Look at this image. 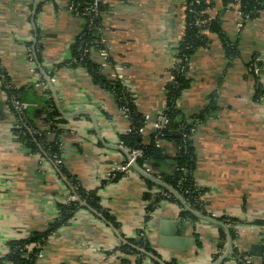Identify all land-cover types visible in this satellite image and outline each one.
I'll list each match as a JSON object with an SVG mask.
<instances>
[{
	"label": "crops",
	"instance_id": "obj_1",
	"mask_svg": "<svg viewBox=\"0 0 264 264\" xmlns=\"http://www.w3.org/2000/svg\"><path fill=\"white\" fill-rule=\"evenodd\" d=\"M213 1L208 15L219 19L225 35L236 44L237 55L228 58L218 36L206 33L210 43L190 59L187 78L191 84L176 106L180 118L193 124L191 139L197 158L193 178L202 191L200 201L206 216L234 221L232 249L238 255L232 251L223 264H261L264 97H256L255 92L257 84L264 89V16L239 21L233 9H224L220 0ZM68 4L69 0H0V65L13 87L24 88V104L38 126L43 127L42 118L50 104L58 105L64 119L62 165L84 190L97 191L100 205L117 228L81 203L67 225L41 247L36 264H121L124 255L116 249L140 233L157 257L150 255L139 264H210L214 255L220 252V256L224 250L217 248L218 226L182 220L180 205L168 201H162L145 222L143 194L150 187L135 171L101 186L127 159L119 136L129 130V123L111 94L95 85L85 68L63 65L83 26V21L68 11ZM34 6L40 61L34 58L33 49ZM104 6L101 22L109 58L103 61L98 53H92L91 61L100 64L108 78L123 67L125 84L145 118L141 133L147 136L165 109V85L185 29L184 0H105ZM253 56L261 63L258 79L248 73L247 64ZM38 64L46 74L51 72L56 101ZM210 98L216 103L215 112L194 121ZM12 126L13 117L0 88V257L7 254L9 241L45 231L59 216L58 205L76 198L52 162L19 142ZM163 145L168 158L160 165H145L143 171L158 176L173 170L175 146ZM165 217L178 220V236L193 239L190 250L172 251L158 245L159 221ZM194 234L199 236V249ZM127 259L128 264H138L135 256Z\"/></svg>",
	"mask_w": 264,
	"mask_h": 264
},
{
	"label": "trees",
	"instance_id": "obj_2",
	"mask_svg": "<svg viewBox=\"0 0 264 264\" xmlns=\"http://www.w3.org/2000/svg\"><path fill=\"white\" fill-rule=\"evenodd\" d=\"M90 1L91 0H69V3H73L78 7V15L76 16L83 21V26L70 45L69 58L63 65L85 68L88 73H90L93 83L111 94L118 110H127L126 119L129 123V130L119 136V144L128 154L134 150H140L142 152V156L136 160V165L140 169H143L145 165H160L168 158L164 145L162 146L163 143H171L175 146L173 170L167 175L156 176L175 189L192 210L207 215L202 208L201 201H199L202 191L196 186L193 178L197 162L196 152L191 139L193 124L180 118V112L176 104L182 92L187 90L191 84V80L187 78L190 59L197 50L206 48L210 43L206 33H213L218 36L228 58H233L237 55V46L225 35L219 19L216 17L210 18L208 15V10L214 7V1L206 2L205 0H199V4H193L194 0H187L186 2L187 8L185 10L184 33L176 48V63L173 69L170 70L171 78L165 85L164 113L169 118V125L164 131L153 130L147 136L141 133V130L144 129L145 118L138 112L132 93L128 92V88L122 85L121 82L105 76L102 72L101 65L91 61L92 53H98L100 50L107 48L106 45L101 43L102 35L100 33L102 29L101 19L105 6L102 5L100 7V15H89L84 9L89 6ZM238 1L240 3V9L244 13H249L250 11L255 13L251 15V19L257 18L258 15L256 11L264 12V0ZM221 2L224 9L230 3L229 0H221ZM72 14L75 15L74 13ZM198 21H200L201 24L197 25L196 22ZM36 34L37 40H39L40 34L38 32ZM40 49L41 46L36 43L34 53L38 61H40ZM255 58L256 56H253L250 59L247 68H250V64ZM258 65L261 67L260 62ZM248 73L256 79L259 77L253 73ZM47 75L51 76V72H48ZM3 91L7 96L5 105L11 112H13V108L10 104L12 96H15L22 103L27 101L24 97V88H4ZM255 95L258 98L261 96L264 97V89L261 88L259 84H257ZM215 110L216 103L213 98H210L206 109L199 116L195 117L194 121L203 120L204 116L211 115ZM25 115L24 126L12 129L18 141L23 143L31 152L41 154L45 158L51 160V162L56 158L62 161L60 137L64 132L62 128L64 119L59 114L57 108L53 104H50L46 109L45 115L42 118L44 123L43 127L38 126L35 121L31 120L27 109ZM30 127L36 128L38 134H30L28 131ZM160 133H162V135H160ZM158 142H160L159 147L157 146ZM125 163L126 161L123 165ZM62 164L63 162L57 167V170L70 183L73 194L76 198L78 197L77 200L58 205L59 216L45 231L33 232L25 239L9 241L7 243L8 252L0 257V264H36L41 252V247L46 244L48 238L56 233L60 227L67 225L75 212L82 207L81 203H85L89 209L99 214L104 221L111 223L117 228V224L113 217L100 205L97 191H86L80 187L77 181L66 172ZM123 175V172L111 174L101 186L105 185L107 182H116ZM145 181L150 187V191L143 194V201L145 203V222L150 220L154 211L162 201L173 202L179 206L178 202L168 191L146 179ZM153 187L157 190L151 191ZM179 216L182 220L188 219L196 221L193 216L183 211V209H181ZM217 220L228 226L232 240H234L235 233L231 228L234 223L233 219L221 217L217 218ZM218 229L220 231V242L217 248L219 251H222L225 244V233L221 228L218 227ZM194 239L196 248H201V242L197 234H194ZM32 245H34V247H31ZM139 248L142 249V251H139ZM116 250L124 255L121 259V264L129 263L127 259L128 256H135L138 264L141 263L144 258L150 257V255L157 257V254L141 233L136 239H127L123 243H120ZM233 253L238 255L235 249ZM219 254L220 252L214 255L213 260L217 259ZM242 257L243 255L240 256V259H242ZM154 264L158 263L154 262ZM164 264L176 263L175 261H171ZM261 264H264V260Z\"/></svg>",
	"mask_w": 264,
	"mask_h": 264
},
{
	"label": "built area",
	"instance_id": "obj_3",
	"mask_svg": "<svg viewBox=\"0 0 264 264\" xmlns=\"http://www.w3.org/2000/svg\"><path fill=\"white\" fill-rule=\"evenodd\" d=\"M205 1L206 2H210V1H213V0H205ZM229 1H230V3L227 5V8L233 9L234 14H235L236 18L239 21H246V22H248V21H254V20H257L258 18L264 16V12L263 11H256V13L258 15L257 18L251 19V15L252 14H255L254 12L250 11L249 13H244L240 9V3H239L238 0H229ZM258 1H260V0H258ZM186 2H187V0H184V8H185V10L187 8ZM104 3H105V0H91L89 6L86 7L84 10L89 15L98 16V15L101 14L100 7L102 5H104ZM193 4H199V0H194V3ZM67 8H68V11L71 12V13H74L75 16L78 15V13H77L78 7L75 4L69 3ZM196 24L197 25L198 24H201V22L198 21V22H196ZM100 33L102 35V37H101V43H103L104 45H106V39H105V37L103 35L102 29H101ZM98 55H99V57L103 61L104 60H107L109 58V54H108L107 49L100 50L98 52ZM29 61L30 62H33V57H32L31 54H29ZM259 62H260V60L256 56V58L254 59V61L250 64V68H248V72L253 73L256 76H259L260 73H261V67L258 65ZM175 63H176V61L173 62L172 67L170 68V70L173 69V67L175 66ZM112 78L114 80H117V81L121 82L122 85H124V86L127 87V85L125 84V73H124L123 67L118 68L115 71V73L112 75ZM12 87H13V85L10 83V80H9V78H8L5 70L0 65V88L3 90L4 88H12ZM128 92H131L129 88H128ZM5 101H7V96L6 95H5ZM10 104H11V106L13 108V112H11L8 109L9 112H10V114L13 117V126H12V129L20 128V127L24 126V120H25V116H26L25 115V112H26V109H27L26 105L24 103H22L21 101H19L15 96H12L11 97ZM119 111L123 115V117L126 118V116H127V114H126L127 110L121 109ZM168 125H169V118L167 117V115L163 111L157 117V119H156V121H155V123L153 125V130L164 131V130H166V128L168 127ZM142 130H141V132H142ZM28 131L30 132V134H38L37 129L34 128V127L28 128ZM192 133H193V129H191V134ZM160 135H162V133H160ZM157 146L158 147L160 146V142H158ZM141 156H142V152L140 150H134V151H132L130 154H128L127 159H126V163L124 165H122L120 168H118V172H123L124 175H127L130 172H132L133 171L132 164H134V163L136 164V160L138 158H140ZM61 163H62V161L59 158H56L52 162V164L56 168V170L58 169L57 167ZM110 176H111V173L108 174L107 178H109ZM69 200L74 201V200H77V199L75 197H73V198H70ZM138 250L139 251H142V249H140V248Z\"/></svg>",
	"mask_w": 264,
	"mask_h": 264
},
{
	"label": "water",
	"instance_id": "obj_4",
	"mask_svg": "<svg viewBox=\"0 0 264 264\" xmlns=\"http://www.w3.org/2000/svg\"><path fill=\"white\" fill-rule=\"evenodd\" d=\"M36 10H37V7L34 6L33 10H32V17H31L32 25H33V28H34L33 49H34L36 41H37V34H36V29H35V24H34V18H35ZM34 58H36L35 54H34ZM38 67H39L42 75L44 76V78L46 80V83H47V85H48V87H49V89H50V91L52 93L53 99L56 101L55 93H54L53 86H52V83L50 81L49 76L43 71V69L39 66V64H38ZM56 108L62 114V112L60 111L58 105H56ZM68 116H70V115H68ZM117 148L120 151L124 152V150L121 149L120 147H117ZM132 169L137 174H139L142 178H144V179L154 183L155 185L165 189L166 191H168L175 198V200L178 202V204L183 209V211L189 213L195 219H197L199 221L211 223V224H214V225L222 228L224 233H225L224 250H223L222 254L216 260L211 262L210 264H223L228 259V257L230 256V254L232 252V247H233V240H232V237H231L230 230H229L228 226H226L223 222L218 221L215 218L203 215V214H201L199 212H196V211L192 210L184 202V200L182 199L180 194L175 189H173L171 186H169L166 183H164L162 180H160L156 176H154L152 174H149V173H146L145 171L140 169L135 163L132 164ZM178 225H179L178 220H171V219H168L166 217L162 218L159 221V226H158L159 241H158V245L161 248L167 249V250H172V251H181V252L191 249V246H192V243H193V239L189 238V237L178 236V234H177ZM151 257L153 258V256H151ZM159 264H164V263L159 261Z\"/></svg>",
	"mask_w": 264,
	"mask_h": 264
}]
</instances>
